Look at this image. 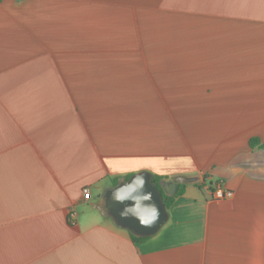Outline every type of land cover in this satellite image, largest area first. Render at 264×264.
<instances>
[{"label":"crops","instance_id":"1","mask_svg":"<svg viewBox=\"0 0 264 264\" xmlns=\"http://www.w3.org/2000/svg\"><path fill=\"white\" fill-rule=\"evenodd\" d=\"M251 138L264 0L0 2V264H264ZM139 172L186 189L136 244L104 194Z\"/></svg>","mask_w":264,"mask_h":264},{"label":"water","instance_id":"2","mask_svg":"<svg viewBox=\"0 0 264 264\" xmlns=\"http://www.w3.org/2000/svg\"><path fill=\"white\" fill-rule=\"evenodd\" d=\"M137 177L143 179V185L136 188L131 195L137 197L149 195L150 199L141 200V205L154 206L159 213L158 219L151 225V227L142 226L139 220L131 213L122 215L127 208L132 206L133 201L131 199H125L122 202L115 199V192L120 188L133 184ZM159 188L164 195L169 197L173 196L176 192V184L174 182L161 181L156 185L152 182V176L148 172H139L132 175L127 181L118 182L116 187L110 188L104 194V209L107 216L110 217L116 225L128 230L134 236L147 238L155 235L168 221V212L163 203L162 194Z\"/></svg>","mask_w":264,"mask_h":264},{"label":"clouds","instance_id":"3","mask_svg":"<svg viewBox=\"0 0 264 264\" xmlns=\"http://www.w3.org/2000/svg\"><path fill=\"white\" fill-rule=\"evenodd\" d=\"M142 185L143 179L137 177L133 184L118 189L115 192V199L121 202L125 199H131L133 201L132 206L127 208L125 212L122 213V215H127L128 213H131L139 220L142 226L151 227V225L154 224L159 217L158 210L151 205H141V200H148L150 199V196L144 195L137 197L131 195L136 188L141 187Z\"/></svg>","mask_w":264,"mask_h":264},{"label":"trees","instance_id":"4","mask_svg":"<svg viewBox=\"0 0 264 264\" xmlns=\"http://www.w3.org/2000/svg\"><path fill=\"white\" fill-rule=\"evenodd\" d=\"M3 0H0V2H2ZM249 145L252 149H262L264 150V143H262L258 138H251L249 140ZM132 176V175H131ZM131 176H127L125 178V181H127L129 178H131ZM164 179V177H161V176H157V175H152V182L156 185H158L162 180ZM113 185L114 187H116L118 185V182L117 180H115L113 182ZM160 189V188H159ZM186 189V184L185 183H180V182H176V192L173 196L169 197V196H166L164 195L162 192H161V189H160V192L162 194V198H163V203L166 207V209L168 210L174 203V201L183 195L184 191ZM129 235H130V238L132 240L133 243H142L143 241H145L147 238H141V237H137V236H134L133 234H131L129 232Z\"/></svg>","mask_w":264,"mask_h":264},{"label":"built area","instance_id":"5","mask_svg":"<svg viewBox=\"0 0 264 264\" xmlns=\"http://www.w3.org/2000/svg\"><path fill=\"white\" fill-rule=\"evenodd\" d=\"M91 196V191L89 188H84L82 190V197L84 199H89ZM211 196L214 200H225V199H230L233 196L232 191L226 189L222 183L215 184L214 189L211 192ZM75 213H70L68 215V222L72 225H74V218H75Z\"/></svg>","mask_w":264,"mask_h":264}]
</instances>
